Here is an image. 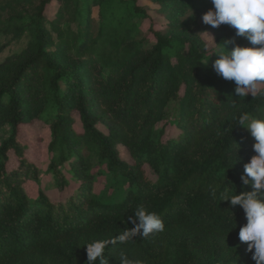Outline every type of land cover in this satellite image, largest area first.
<instances>
[{
  "label": "trees",
  "instance_id": "16d2710c",
  "mask_svg": "<svg viewBox=\"0 0 264 264\" xmlns=\"http://www.w3.org/2000/svg\"><path fill=\"white\" fill-rule=\"evenodd\" d=\"M211 7V0H0V35L27 37L0 58V128L8 126L0 140V264H88L86 244L131 228L141 205L165 230L109 244L108 264H120L121 253L142 264H255L238 237L243 208L221 199L225 190H252L241 175L255 141L235 117L264 115V97H238L235 83L213 70L218 55L204 50V32L216 47L233 39L252 45L229 25L205 24ZM35 121L50 131L55 184L29 197L23 184L40 166L27 156L20 127ZM95 167L125 178L120 198L93 192Z\"/></svg>",
  "mask_w": 264,
  "mask_h": 264
},
{
  "label": "clouds",
  "instance_id": "9594fccd",
  "mask_svg": "<svg viewBox=\"0 0 264 264\" xmlns=\"http://www.w3.org/2000/svg\"><path fill=\"white\" fill-rule=\"evenodd\" d=\"M211 4L212 7L203 14V22L213 28L222 24L229 25L235 29L236 37H244L252 45L237 44L235 39L225 40L222 47L205 43V51L213 48L212 54L218 55L212 64L213 70L223 79L235 83V94L238 97H246L249 93L252 97H264V0H211ZM229 44L234 46L229 49ZM231 106L233 109L237 108L235 102ZM258 111L264 112V109L258 108ZM235 119L236 125L247 129L255 141V155L244 164V173L241 175L243 184L251 183L252 190L239 194H228L225 190L221 200H228L232 206L239 205L243 208L247 222L240 227L239 240L247 242L255 264H264V115L253 116L243 111ZM211 195L216 196L215 188L211 190ZM128 220L132 227L125 228L114 238L86 244L88 264H96L97 261L99 264H108L104 252L109 244L127 243L138 236L149 239L165 230V223L160 215L142 205L135 209ZM120 264L142 262L133 261L121 253Z\"/></svg>",
  "mask_w": 264,
  "mask_h": 264
},
{
  "label": "rangeland",
  "instance_id": "374dc122",
  "mask_svg": "<svg viewBox=\"0 0 264 264\" xmlns=\"http://www.w3.org/2000/svg\"><path fill=\"white\" fill-rule=\"evenodd\" d=\"M150 2L151 0H141L143 4H149ZM174 10L172 9L171 16H174ZM152 14L157 19L158 14L154 13V11H152ZM159 20V22L163 21L161 18ZM210 34L209 32H204L203 38L207 43L213 44ZM26 39V35L22 36L19 40L11 36L10 38H6L0 35V58L22 48L26 43ZM7 134L8 126L1 127L0 140ZM20 138L27 144L25 151L27 156L40 166L39 171L26 177L23 184L28 196L36 197L40 189L50 188L55 184V177L48 168L50 153L47 151V145L50 140V131L45 124L35 121L20 127ZM118 151L121 158H128V151L124 146L118 145ZM62 171L65 176L70 177L67 169H62ZM92 172L94 174L93 192L101 200L118 199L124 194L127 186L124 177H113L104 167H95Z\"/></svg>",
  "mask_w": 264,
  "mask_h": 264
}]
</instances>
